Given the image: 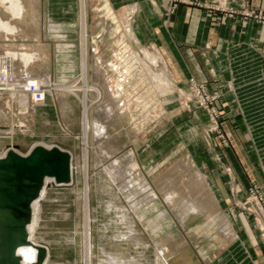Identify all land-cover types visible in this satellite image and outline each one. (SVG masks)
<instances>
[{
  "label": "rangeland",
  "instance_id": "1",
  "mask_svg": "<svg viewBox=\"0 0 264 264\" xmlns=\"http://www.w3.org/2000/svg\"><path fill=\"white\" fill-rule=\"evenodd\" d=\"M20 1L24 8L14 20V33L5 35L0 30V143L28 146L36 141H59L73 153L75 166L74 185L48 188L42 205L35 236L48 243L47 264H164L157 252L165 243L175 248L173 257L178 264H249L247 251L251 250L245 249L243 242L247 243L250 235L264 254V73L260 69L246 71L238 87L229 82L226 100L222 92L209 87L207 95H197L189 81L181 85L167 68V85L156 90L148 71L160 73L163 69L145 54L159 49L135 34L137 1L86 0L89 84H94L90 77L94 62L104 75L102 84H94L100 95L87 94L85 137L81 91L54 93L45 87L48 82L81 84V0ZM163 2L159 4L164 9ZM0 12L9 17L1 2ZM235 15L242 19L240 13ZM126 26L131 27L137 44L127 34L120 37ZM22 52L41 57L24 64L19 58ZM118 80L128 112L105 118L101 112L105 91L115 88ZM230 93H237L238 100L233 97L230 101ZM26 100L32 108H27ZM111 105L114 111L122 106L117 100ZM233 109L241 115L239 122L260 172L259 180L250 178L244 187L224 155L231 147L225 123ZM11 124L15 129L8 133ZM98 125L105 134L94 132ZM85 147L89 257L84 254ZM110 163L113 173L132 180L129 188H121V181L111 178L106 168ZM204 186L212 189L214 197L207 195ZM150 201L156 203L157 211L148 210ZM143 208L147 209L141 219L138 212ZM153 223L165 227L159 230V225L157 234H152L148 225ZM129 228L136 235L129 233ZM170 234L175 236L174 244L168 240Z\"/></svg>",
  "mask_w": 264,
  "mask_h": 264
},
{
  "label": "crops",
  "instance_id": "2",
  "mask_svg": "<svg viewBox=\"0 0 264 264\" xmlns=\"http://www.w3.org/2000/svg\"><path fill=\"white\" fill-rule=\"evenodd\" d=\"M136 1L139 7L135 24L137 38L157 45L166 68L181 85L191 78L206 81L211 90H219L226 100L229 82L238 87L246 71L260 69L264 73V24L249 19L242 26L240 15L228 16L212 10L210 0L178 3L172 12L163 9L160 0ZM228 1L235 7L240 2ZM250 5L264 11V0H250ZM230 94V101L233 97L238 100L237 93ZM228 114L225 130L231 147L224 155L237 182L244 187L250 178L259 180L260 172L239 122L241 115L236 109L229 110ZM241 228L246 237V231ZM252 238L250 235L247 243L243 242L245 249L251 250L247 251L246 260L249 264H264V254Z\"/></svg>",
  "mask_w": 264,
  "mask_h": 264
},
{
  "label": "bare ground",
  "instance_id": "3",
  "mask_svg": "<svg viewBox=\"0 0 264 264\" xmlns=\"http://www.w3.org/2000/svg\"><path fill=\"white\" fill-rule=\"evenodd\" d=\"M1 2V5L2 7H4V9H6V12L9 13V17H5L4 14L2 12H0V30L4 32V34H8V33H14V31L16 30V25L14 24V20L18 19L19 17H21L22 15V11H23V5H22V2L20 0H0ZM85 2L86 0H81V11H82V14H81V22H82V57H81V68H82V72H81V75H80V78H81V84H77V83H73L72 85H65L64 83H53V82H48L47 84H45V87L48 88L49 90L53 91L54 93L59 91V90H68V91H72L74 92L75 94H77L79 91H81V93L83 94V97H82V100L83 101V121H84V125H85V131H84V136L86 137V126H88L87 124V119H88V113H87V109H88V103L86 102V98H87V94L88 93H93L95 94L94 97L96 98V96L100 95V90L98 89L97 85H94V84H98L101 82V72L99 71V68H98V64H95V62L93 63V66H92V74H91V81L92 83L94 84H89L88 82V74H87V66H86V54H87V51H86V39H85V27H86V8H85ZM134 10L131 9L130 10V13H133ZM116 18V17H115ZM116 23L118 24V26L122 27L120 25V21L116 18L115 19ZM124 30V31H123ZM120 32L122 34H120V37L121 38H124V35H128L129 39L131 40V42L133 44H137V40H136V37L135 35H133L131 33V27L130 26H126L125 29H121ZM10 35V34H9ZM8 52V51H7ZM11 53V52H10ZM12 55L11 56H16V53L15 52H12L11 53ZM10 56V54H9ZM145 56H148L149 61H152L154 62L156 65L160 66L161 69H163L162 72H156L155 70H149L148 71V79L150 80V82H154V89L156 90H161L163 84L168 81V76H167V72H166V65L163 61V58L160 54V52L155 49L153 52L151 53H148L146 52ZM3 57V56H2ZM37 58L39 59L41 57V55H39L37 53V55L34 53L32 54H28L27 52H22L20 54V60H22V62H24V64H27L28 62L32 61L33 58ZM11 58V57H10ZM13 58V57H12ZM35 58V59H36ZM9 58H7L8 60ZM137 59V57H136ZM11 60V59H10ZM96 60V59H95ZM97 61V60H96ZM139 61V60H138ZM11 63V62H10ZM2 64V63H1ZM8 65V64H6ZM5 65V66H6ZM3 66V65H2ZM1 66V67H2ZM12 66V65H11ZM26 67V66H25ZM101 67V66H100ZM10 68V66H9ZM8 68V70H9ZM7 69V68H6ZM118 69V68H117ZM124 68H122L121 70V73L123 72ZM2 71H5V68L2 70ZM30 71V70H29ZM118 71V70H117ZM6 72V71H5ZM9 72V71H7ZM12 72V71H11ZM4 73V72H3ZM13 73V72H12ZM12 73H9V74H12ZM28 73V72H27ZM26 73V74H27ZM14 74V73H13ZM12 74V75H13ZM5 75V74H4ZM19 75V74H18ZM104 75V74H102ZM6 76V75H5ZM104 77V76H103ZM118 77V76H117ZM105 78L107 80H109V76H105ZM27 79V78H26ZM79 79V77H78ZM122 79V78H121ZM127 79V78H126ZM104 80V78H103ZM129 80V79H128ZM6 81V80H5ZM18 82V80H17ZM126 83V82H125ZM130 82H128V85H129ZM170 83V81H169ZM102 84V82H101ZM100 84V86H101ZM162 84V85H161ZM105 85V84H104ZM156 85V86H155ZM123 86V85H122ZM106 87V86H105ZM159 87V89H157ZM169 87V85H168ZM40 89V88H39ZM35 90V89H34ZM45 90V88H44ZM103 90V89H102ZM166 91V90H165ZM160 92V91H159ZM56 95H58V93H56ZM91 95V94H90ZM123 95V89L121 88V80L116 83V87L113 88L111 87V89L109 90H106L105 91V97L102 101V109H101V112L103 113L104 117L105 118H108L110 115L116 113L118 116L121 115L120 112H123V113H127L128 112V108L126 107L127 104L126 102L124 103V99L122 97ZM43 96V95H42ZM31 98V97H30ZM92 98V97H91ZM90 98V99H91ZM126 98V97H125ZM128 98V97H127ZM94 100V99H93ZM114 100H117L120 102V109L119 111H114V107H112V102ZM27 101V100H26ZM37 101V100H36ZM31 102L27 101V108L30 109L32 108V105L30 104ZM101 104V103H100ZM99 105V104H98ZM118 105V104H116ZM116 107V106H115ZM98 113V112H97ZM152 113V112H151ZM95 114V113H94ZM150 115V113H148ZM97 117V116H96ZM100 117V116H99ZM115 118V116H114ZM113 118V119H114ZM119 118V117H118ZM112 119V118H111ZM99 120V119H98ZM101 121V119H100ZM109 122V119L107 121V123ZM102 123V122H101ZM100 124V123H99ZM134 125V124H133ZM90 126V125H89ZM93 126H94V122H93ZM92 126V127H93ZM138 127V126H137ZM8 131V133H12L15 129V126L13 124L9 125L7 128H6ZM4 131V130H3ZM94 132H96V134H100V133H106V131L104 130V128L101 126V125H98ZM93 132V133H94ZM110 132V131H109ZM94 135V134H93ZM111 136V135H110ZM107 138V137H106ZM97 140V139H96ZM107 141V140H106ZM1 142V141H0ZM4 142V141H3ZM85 142V141H84ZM56 143H62V142H59V141H52V142H42L39 143V141L35 142V143H32L28 146H23V145H19V148H14L13 147V143H0V157L4 156L5 152L7 151L8 147L9 148H12L14 149L16 152L18 153H21V154H25L27 152H29L35 145H42V146H45V147H51L53 145H55ZM17 144V143H16ZM63 145H65L64 143H62ZM18 145V144H17ZM111 147V144L109 143L107 145V148L109 149ZM119 147V146H118ZM94 148V147H93ZM83 149H84V146H83ZM69 150V149H68ZM83 151V150H82ZM129 151V150H128ZM70 154H71V171H72V177H71V180L68 182V183H63V184H58V183H55L54 179L50 176H46L44 178V183H43V186L39 192V195L37 196V198H35L32 203H31V220L29 222V224L27 225V232H28V239L29 241L31 242L30 244H27V245H22L20 246L18 249H17V255L20 257V264H32L36 257H37V248L36 246L37 245H43L46 249V255H45V258H44V261L42 264H47V262L49 263L48 261V252H49V246H48V243L44 241V239L42 237H36L35 236V232L37 230V228H39V219H40V213H41V210H42V205L44 204L43 202H45V199H46V192H47V189L50 188V187H58V186H73L74 183H75V166L73 165V153L69 150ZM84 162H83V173H84V178H83V182H84V191L82 193L83 195V202H84V215H85V220L87 221L88 217L87 215L89 214V208H90V197H89V188H88V181H87V174H88V167H87V147H85V150H84ZM82 156V157H83ZM189 162V161H188ZM113 164V163H112ZM111 163L106 166V168L108 169L109 173L111 174V178L113 180H116V181H121V188H124V189H127L131 186V182L132 180L131 179H126V176H122L119 172L118 173H113V168H111L112 166H110ZM184 168V167H183ZM171 172V171H169ZM82 173V174H83ZM186 173V172H185ZM140 174V173H139ZM175 174V173H173ZM192 176V175H191ZM203 176V175H202ZM195 177V176H193ZM185 178V177H184ZM192 178V177H191ZM198 180V179H197ZM159 182H162L160 181V179L158 180ZM192 181V179H191ZM188 182V181H186ZM112 183V182H111ZM204 183V182H202ZM114 184V183H113ZM137 184V182H136ZM202 185V184H201ZM205 185V183H204ZM120 186V185H119ZM165 186V185H164ZM205 187V186H204ZM68 188V187H67ZM75 188V187H74ZM53 189V188H52ZM136 189V188H135ZM144 188H140V190H142ZM50 190V189H49ZM72 190V189H71ZM205 190L207 192V195L208 196H212L214 197V193L212 191V189L209 188V186L205 187ZM75 191V190H74ZM200 191V190H199ZM204 191V190H203ZM121 194V193H120ZM172 195V194H171ZM137 196V195H136ZM206 196V195H205ZM204 196V197H205ZM148 197V196H147ZM127 198V196H126ZM153 199V198H152ZM49 200V199H48ZM51 201V200H50ZM134 201V200H133ZM135 202V201H134ZM174 202V201H173ZM45 205V204H44ZM133 205V204H132ZM146 207V206H145ZM194 207H192L193 209ZM146 209L147 208H143L142 210H140L138 212L139 214V218L143 219V216L144 214L146 213ZM149 209H154L155 211H157V206H156V203L153 202V201H150V204H149ZM161 211H166V209H162ZM176 211V210H175ZM178 211V210H177ZM190 212V211H189ZM197 212V211H195ZM199 212V211H198ZM126 213V212H125ZM192 213V212H190ZM137 214V215H138ZM189 214V213H188ZM196 214V213H195ZM126 215V214H125ZM161 215V214H159ZM158 215V216H159ZM165 216V215H164ZM129 219V218H128ZM158 219V217H157ZM122 220V219H121ZM85 222V221H84ZM221 222V221H220ZM223 223V222H222ZM227 223V222H226ZM131 224V223H130ZM129 224V225H130ZM147 225V223L145 224ZM160 225L159 227V230L160 229H164L165 225H161V223H159L158 225L156 224H151V225H148L150 227V230L152 232V234H157V227ZM225 225V224H224ZM223 225V226H224ZM227 225V224H226ZM230 225V224H229ZM85 239H86V242H85V250H86V253L84 254H89L90 252V238H91V228H90V223L87 221L85 223ZM222 226V227H223ZM231 227V225H230ZM133 229H130L129 228V233L131 234H135L134 231H132ZM128 234V233H127ZM126 234V235H127ZM136 235V234H135ZM230 235V234H229ZM113 236V235H112ZM116 236V234H115ZM231 236V235H230ZM229 237V236H228ZM113 238V237H112ZM175 236L173 234H170L168 236V240H173L172 243L174 244L175 242L177 241H174ZM185 240V239H184ZM239 240V239H238ZM237 240V242H238ZM127 241V240H126ZM186 242V241H185ZM241 243V241H240ZM175 248L173 249L171 247V245H167L166 246V243L164 246H159V249H158V255H160V260H162L164 262V264H178L177 262L178 261H175L176 257L174 258L173 256V252H174ZM84 251V250H83ZM172 255V256H171ZM89 257V256H88ZM187 258V257H186ZM189 258V257H188ZM119 260V259H118ZM180 261V260H179ZM91 263V262H90ZM116 263V262H115ZM117 264V263H116Z\"/></svg>",
  "mask_w": 264,
  "mask_h": 264
},
{
  "label": "water",
  "instance_id": "4",
  "mask_svg": "<svg viewBox=\"0 0 264 264\" xmlns=\"http://www.w3.org/2000/svg\"><path fill=\"white\" fill-rule=\"evenodd\" d=\"M71 160L67 145L62 143L51 147L35 145L25 154L8 147L0 157V264H20L17 249L31 243L27 232L31 203L39 195L46 176L58 184L71 180ZM36 248L37 257L32 264H42L46 249L41 244Z\"/></svg>",
  "mask_w": 264,
  "mask_h": 264
},
{
  "label": "built area",
  "instance_id": "5",
  "mask_svg": "<svg viewBox=\"0 0 264 264\" xmlns=\"http://www.w3.org/2000/svg\"><path fill=\"white\" fill-rule=\"evenodd\" d=\"M210 6L212 10L223 11L228 16H234L236 13L242 15L241 25L245 26L249 19H254L264 24V11L251 7L250 0H240L238 5L235 7L230 5L228 0H210ZM191 2V0H164V9L167 12H172L178 3ZM193 90L197 95H207L208 86L206 82H198L193 78L188 80ZM42 96V95H41Z\"/></svg>",
  "mask_w": 264,
  "mask_h": 264
}]
</instances>
